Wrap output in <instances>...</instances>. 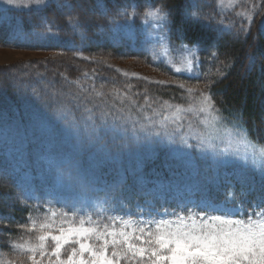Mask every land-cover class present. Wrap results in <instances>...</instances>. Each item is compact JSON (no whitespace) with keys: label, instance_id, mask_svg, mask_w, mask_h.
<instances>
[{"label":"trees","instance_id":"obj_1","mask_svg":"<svg viewBox=\"0 0 264 264\" xmlns=\"http://www.w3.org/2000/svg\"><path fill=\"white\" fill-rule=\"evenodd\" d=\"M76 1L82 2L53 0L40 10L10 13L0 24V49L55 55L0 66V219L6 232L16 225L42 221L41 208L23 207L16 200L8 204L7 191L14 189L20 173L28 170L34 178L41 157L68 154L74 123L99 122L105 113L109 118L115 114L121 117V127L128 126L129 135L133 125L137 130L164 134L153 140L140 132L138 139L133 136L118 142L126 147L117 160L99 166L101 184L123 177L122 187L112 194L114 205L131 210L136 203L147 206L150 198L144 191L153 183L184 182L189 169L177 167V160L185 158L183 153L188 152L196 163H207L200 151L181 147L189 116L176 117L172 111L185 108L181 103L189 104L190 98L207 96L218 112L220 126L241 131L252 143L264 146V0H246V7L241 4L228 11L220 10L214 0H86L82 8H77L80 3ZM161 8L168 14L165 45L171 51L195 50L197 75L177 76L166 58L156 55L159 46L142 38L141 19ZM125 11L128 18L121 14ZM116 23L120 28L113 34L110 28ZM122 26L132 27V34L123 37L118 32ZM136 59L142 65L153 62L156 76L144 80L130 70L123 75V62ZM107 66H111L110 73L105 72ZM126 66L136 69L133 64ZM83 158L88 162L94 153L85 152ZM225 168L209 162L204 187L212 189V182L217 191L227 193V181L236 179L224 175ZM46 184L58 192L50 201L51 208L70 210L74 220L91 218L98 207L107 206L102 191L82 193L53 186L49 180ZM253 196L249 193L248 206ZM17 231L33 242L32 230L22 232L17 227Z\"/></svg>","mask_w":264,"mask_h":264},{"label":"snow or ice","instance_id":"obj_2","mask_svg":"<svg viewBox=\"0 0 264 264\" xmlns=\"http://www.w3.org/2000/svg\"><path fill=\"white\" fill-rule=\"evenodd\" d=\"M121 14L128 18L126 11ZM146 15L159 21L155 28L160 40H163L165 34L169 33L167 12L161 8ZM178 38L183 39L182 36ZM120 119L115 114L109 118L105 113L99 122L86 119L83 123H74L69 132L71 148L66 156L49 160L46 179L53 186L70 191H102L103 204L108 205L110 201L115 204L112 194L122 187L123 177L111 184H101L103 174L99 166L117 160L121 150L126 147L118 142L132 139L133 136L138 139L140 132L145 138L153 140L162 139L164 135L158 130H137L135 125L131 129L132 135H129L128 126L121 127ZM60 135L62 137L63 133ZM181 147L198 150L207 156L212 146L204 142L188 144L181 141ZM85 152L94 153V158L85 162ZM224 154L215 153L217 158ZM183 155L187 158L189 153ZM144 195L150 199L145 202L148 215L141 221L143 226L128 231L130 220H123V227L119 230L101 229L98 224L86 226L83 219L79 224L67 222V227H59L58 234L39 236L37 247L41 257L46 254L45 242L50 239L54 245L50 256L56 258L55 264H120L121 260L130 264H264V202L251 205L253 211L248 213L245 220L234 218L243 210L229 207L227 202L218 206L207 201L180 200L176 207L187 215L173 211L171 215L175 219H165L163 217L169 215L167 207H164L167 201L160 205L164 208L162 213L156 207V201L163 194L147 189ZM112 219L115 223L116 218ZM47 227V224L41 225V228ZM92 241H99V246ZM69 244L78 245V248H71L67 259H62L61 252ZM36 250L32 249L33 252ZM33 264L41 262L33 259Z\"/></svg>","mask_w":264,"mask_h":264},{"label":"rangeland","instance_id":"obj_3","mask_svg":"<svg viewBox=\"0 0 264 264\" xmlns=\"http://www.w3.org/2000/svg\"><path fill=\"white\" fill-rule=\"evenodd\" d=\"M51 1L53 0H11V2H9V0H0V24L1 22L3 23L5 20L9 19L8 17L10 13H19L28 11L30 9L40 10ZM214 1L216 3V6L223 11L238 9V6L247 3L246 0ZM78 2L79 1H76L75 4H77ZM84 2H86V0H82V2H79L80 7L77 6V8H82V3ZM246 5L247 4H245V7ZM141 21V32L143 34L142 38L150 43H156V46H159V48H157L158 51H155L156 55L160 58H166V63L171 67L175 74L178 73L177 76L181 74L189 76L197 75L196 68L193 63V55L195 54V50L188 49L178 52L169 50L164 41L160 40L159 36L155 34V25L158 24L159 21L152 16H147L146 18L141 19ZM119 28L120 27L116 23L112 25L110 31H112V33L114 34ZM124 28L125 26H122L121 30H119L118 32L125 35L123 37H128V35L130 36L133 32V29H131L132 27L130 28V30ZM122 34L121 36L116 35V37H122ZM47 55L55 56L48 53L0 49V66H7L18 61H29L39 58H47ZM138 62V59L123 62L125 64L124 66H121V73L123 75H127L129 73V71L127 70L134 71V74H138L140 78L142 77L144 80H149V77L147 76H156V74L151 70L154 69L153 62L150 61L149 63H147V61H143V65L137 64ZM127 64H133L136 69L132 70L128 68V66H126ZM140 65L142 67H140ZM107 67L108 69L105 72L110 73L111 66ZM154 78L157 79V77ZM198 93L199 92L194 93L193 96ZM190 99L191 100L189 101V104H186V102L181 103V105L185 106V108L174 109V111H172L176 115V117L177 115H179L180 118L183 115L184 117L186 115L189 116V123L184 125L183 127L187 130L183 132L187 133H182V141H194L195 139H197L199 140V143L204 142L205 144H209L212 147L208 149L207 156L202 154L203 159H206L207 163L205 161L196 163V161L190 158V156L177 160L178 168L182 170L183 168L189 169V174L185 176V180L183 183L180 184L173 179L167 183L155 182L152 184L149 189L163 194L162 198L156 201L157 208H159L162 213L164 211V208L160 207V205L164 204V201L166 200L167 203L164 204V207H167L169 215L164 216L163 218L175 219V216L171 215L173 211H177V214L187 215V213L179 212L176 207L180 200L195 202L207 201L218 206L223 205L225 202H227L229 207H238L242 208L243 210L242 212L237 213L236 217L234 218H243L247 220L248 213L253 211L250 206H247L249 193L254 194L251 205H258L264 202V146L252 143L248 140L247 137H245V134L241 131H236L228 127L220 126L218 112L213 108V105L207 96L197 95V97H193ZM201 109H204V111H201ZM184 117L183 120H185ZM187 122L188 121H186V123ZM188 132L192 133V135L188 134ZM189 136L191 137L189 138ZM184 150H186L185 147ZM218 152L226 154L222 155L221 158H217L215 153ZM49 160L50 158L41 157L37 161L38 166L35 167V171H37V174H34V178H31L28 170L26 171L27 173H24V175L20 173L16 177V181L13 186L15 189L16 185V190L14 191V189H11V192L7 191V194L10 198V201L6 199V202L8 204L13 205V202L16 200L17 202L20 201L23 207L30 208L34 207V205H36L37 203H43L44 207H42V212L47 213H42V221L36 220L31 224L25 223V225L22 226L16 225V229L10 230V232H6V225L4 224V220L0 219V222L3 221L2 223H0V236L3 237V245L0 247V264H33V259L40 261L41 264H55L56 258L54 256H50L52 248L54 247L53 242L50 239L45 242L46 254L43 257H41L40 252H38L39 250H36L35 252L32 251V249L38 248L37 246L39 244V236L46 233L49 235L58 234L59 227H67V222L79 224V221L74 220L69 211H65L59 208L50 209V206H52V204H47L49 203L48 198L53 197L54 195L51 187L46 185L47 173H45V171L48 170ZM209 162L226 164L228 169L225 170L223 174H227L228 177L232 176L233 179H236V182L227 181L229 187L227 189V193L217 191V189L215 188L216 184L213 185L212 182H209V184L212 185V189H208L209 186L204 187L205 179H203V176L206 170V166ZM198 165H201L202 167L201 172L196 170L199 169ZM48 193H52V195L49 196ZM239 195L243 198H240ZM82 198L87 197L84 196L81 197V199ZM146 208L147 207H145L144 205L136 203L134 204L132 210H130L128 206L119 207L118 204L115 206L113 203H111L104 207H98L95 213L90 214L91 218L83 220L85 221L86 226H96L98 224L101 229L107 227L109 230H112V228L119 230L123 227V220H130L131 227L127 230L131 231L132 228L143 226L141 221L142 219H146L148 215ZM70 209L71 211L74 210L73 208ZM257 211H259V209H257ZM53 213H55V216L53 215ZM112 217L116 218L115 223L113 222ZM1 224H4V227ZM43 224H47L49 225V227L41 228V225ZM17 227L18 230H21L22 232L32 230L33 234L31 235V238L33 242H29L31 241L29 240L30 237H27L24 234H21L20 231H17ZM152 227L154 228L155 224H153ZM92 242L99 246V241ZM2 247H7L9 248V250H4V248ZM73 247L78 248V245H65V249L61 252V258L67 259V255ZM110 253L111 247L109 248V254ZM85 257L87 258V254H85ZM120 264H130V262L121 260Z\"/></svg>","mask_w":264,"mask_h":264}]
</instances>
